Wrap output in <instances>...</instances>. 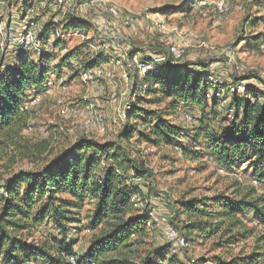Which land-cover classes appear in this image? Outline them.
<instances>
[{"label": "trees", "instance_id": "trees-1", "mask_svg": "<svg viewBox=\"0 0 264 264\" xmlns=\"http://www.w3.org/2000/svg\"><path fill=\"white\" fill-rule=\"evenodd\" d=\"M77 25L83 30L91 26L85 21H72L65 28ZM263 37L262 33L249 35L245 43L257 48ZM83 45L66 51L56 72L71 58L77 59ZM11 50V62L0 64V153L6 147L9 152H5L6 161L1 165L5 176L0 181V264H70L71 256L76 264L207 263V257L190 260L185 252L171 254L167 241L138 254L148 229L147 210L138 207L139 189L151 171L144 161L131 156L129 140L137 132L135 143L173 145L178 152H191L192 159L205 153L225 171H236L245 164V172L264 184V91L243 83V92L231 90L234 84L222 87L228 93L220 95L216 83L186 70L177 72L172 80L163 72L146 74L141 79L143 89L135 74L134 87H138L126 121L130 114L141 118L143 130H132L127 124L120 135L123 140L119 137L118 141L102 142L79 137L52 154L46 143H33L24 135L29 110L22 109L28 92L44 90L52 71V55L44 47L38 52ZM94 59L101 62L106 58L100 54ZM93 66L83 65V70ZM167 97L170 101L162 109L149 110L143 105L157 104ZM226 99L228 103L219 107ZM195 106L199 113L191 115L190 128L170 119L176 109ZM44 152L51 157L41 167L11 172L17 159L34 156L35 160ZM137 177L140 184L134 181ZM134 194L137 201L131 199ZM254 194L251 187L242 195L235 189L212 197L180 200L179 225L170 223L185 239L186 244L178 250L210 243L213 250L228 251L253 239L248 252L240 250L225 258L213 255L210 260L216 264H257L264 258V233L257 234L256 225L248 222H264V198ZM85 207V228L93 233L86 249L76 253L69 233ZM42 225L51 226L55 234L35 238ZM168 252L170 256L166 257Z\"/></svg>", "mask_w": 264, "mask_h": 264}, {"label": "rangeland", "instance_id": "rangeland-1", "mask_svg": "<svg viewBox=\"0 0 264 264\" xmlns=\"http://www.w3.org/2000/svg\"><path fill=\"white\" fill-rule=\"evenodd\" d=\"M30 18L38 31L45 33V51L52 55L49 66L54 70V78L37 94L28 92V99L38 96L39 102L31 106L29 124L23 133L33 143H46L52 154L79 137L102 142L118 141L119 137L124 139L120 135L127 124L132 130L144 129L141 118L130 114L131 118L126 121L116 113V108L123 105L135 90H132V84L136 71L133 67H126L131 51V54L138 53L143 59L152 60L157 55H167L169 47L176 46L184 49L181 59L168 57L158 63L161 73H167L170 80L177 72L186 70L207 79L211 77L224 89L244 83L264 90V37L257 48H250L245 43L249 35H264V0H104L95 6L86 0H69L62 6L54 0H0V64L11 62V48L1 49L7 46L5 31L9 32L14 23ZM128 18H132L131 23L125 22ZM86 20L94 22L86 33L81 25L74 29L65 28L72 21ZM54 29H60L62 36H53ZM55 43L62 48L55 47ZM81 43L84 45L79 57L71 58L59 73L56 72L55 68L66 51ZM99 53L108 64L95 62ZM89 63L110 70L113 76L84 80L81 75L83 65ZM123 73L129 80L124 79ZM139 83L142 86V81ZM219 93L225 95L228 92L219 89ZM169 101L167 97L157 104L143 105L146 109L156 110L164 108ZM226 103L228 99L220 102L219 107ZM64 108L63 115L61 110ZM175 112L170 119L190 128L193 123L191 115H197L199 108L186 107ZM87 121H91L92 126H87ZM133 135L128 150L132 157L144 161L145 167L151 171L142 183L136 182L141 183L139 210L153 208L162 220L160 225L147 229L138 254L165 243L162 223L179 225L180 200L212 197L235 189L242 195L251 187L255 189L253 196L264 198V184L245 172V164L236 171L221 172L218 163L205 153L192 159L191 152H178L173 145L135 143L137 132ZM5 152H8L7 147L0 153V181L5 176L1 166L6 161ZM33 157L17 159L11 172L41 167L51 156L44 152L35 160ZM87 209L81 210L80 220L73 224L69 233L76 253L86 249L93 233L85 228ZM248 224L256 225L257 234L264 233L263 221L255 219ZM52 234L55 232L51 226L42 225L35 238ZM252 244L253 239H249L228 251L213 250L210 243L204 246L195 244L188 246V251L185 248L183 252L178 250L176 255L185 252L190 260L203 256L209 259L205 264H216L210 260L211 256L221 254L225 258L240 250L248 252ZM169 252L172 254L171 250ZM169 252L166 257L170 256ZM257 264H264V258Z\"/></svg>", "mask_w": 264, "mask_h": 264}, {"label": "built area", "instance_id": "built-area-1", "mask_svg": "<svg viewBox=\"0 0 264 264\" xmlns=\"http://www.w3.org/2000/svg\"><path fill=\"white\" fill-rule=\"evenodd\" d=\"M55 3L58 6H62L65 3H67L69 0H54ZM91 6L98 5L99 3L103 2L104 0H86ZM31 19V18H30ZM23 19L21 23H14L13 25L10 26L9 32L7 33V43L6 47H2V50H5L6 48H11V49H20L23 51L27 52H38L41 50L42 47L45 46L46 43V38H45V33L38 31V29L35 27L34 22L32 19L30 20ZM126 23H131L132 18H128L125 20ZM60 29H54L51 33L53 36H62L59 34ZM63 49L62 51H64ZM184 54V49L178 48L176 46H170L167 55H161V56H155L153 57L152 60H146L143 59L138 53L130 54L127 62H126V67H133L134 70L136 71L137 75V80H138V85H140V81L143 76L146 74H158L161 73L160 68H159V62L166 60V58L171 57L173 60H179L182 58ZM82 78L84 80L88 81H93L98 78H110L113 76L112 72L110 70L104 69L102 66H94L88 70H84L82 72ZM122 76L124 79L127 81L129 80V77L123 73ZM54 78V73L53 71H50V74L48 75V81L46 82L45 86H48L52 83V79ZM218 87H220L219 82L216 81L215 79H211ZM134 83L132 84V88L135 90L132 92V96L121 106H118L116 108V113L117 115L124 120L126 118L127 112L132 108L133 103H134V92L136 91L138 86L134 87ZM143 86V85H142ZM231 87V86H230ZM244 85H236L235 88L231 87V90L238 91V92H243L244 91ZM143 89L145 87L143 86ZM221 90L222 87H220ZM264 91V90H263ZM219 95V93H217ZM39 102V97L38 96H32L29 99H27L23 106V110H30L31 106ZM66 112V109H62L61 113L64 115ZM87 126H92L91 121H87ZM221 172H225L224 169H220ZM135 182H140L141 178L137 177L134 178ZM133 201H137V195L134 194L131 198ZM162 220L159 218V215L153 210V208L147 210V218L145 221V225L147 228L153 227L155 225H160ZM163 225V238L165 241L169 242L171 247L170 250L172 253L177 252L179 247H182L185 245V239L183 236H181L177 229L172 226L169 223H162ZM69 263L70 264H76L75 258L74 257H69Z\"/></svg>", "mask_w": 264, "mask_h": 264}, {"label": "crops", "instance_id": "crops-1", "mask_svg": "<svg viewBox=\"0 0 264 264\" xmlns=\"http://www.w3.org/2000/svg\"><path fill=\"white\" fill-rule=\"evenodd\" d=\"M85 22H88L87 20L85 21ZM91 26H94V22H92L91 20L88 22ZM54 24H56V23H54ZM89 30H84V32L86 33V32H88ZM7 31H5V36L7 35ZM44 48H45V46H44ZM126 48H128V47H126ZM130 48V47H129ZM102 65H104V64H108V61H101L100 62ZM122 66V65H121ZM132 90H133V88H132Z\"/></svg>", "mask_w": 264, "mask_h": 264}]
</instances>
